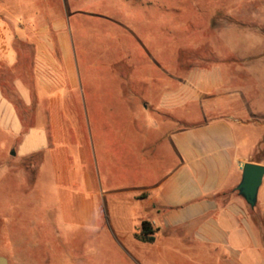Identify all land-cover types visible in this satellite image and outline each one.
<instances>
[{
  "label": "rangeland",
  "instance_id": "rangeland-1",
  "mask_svg": "<svg viewBox=\"0 0 264 264\" xmlns=\"http://www.w3.org/2000/svg\"><path fill=\"white\" fill-rule=\"evenodd\" d=\"M0 19L16 33L28 26L30 35L42 29L52 36L63 21L86 100L82 111L76 100L60 105L67 114L63 143L54 145L49 137L53 150L23 161L12 158L9 168L0 169V256L9 264H125L118 234L104 215L106 192H119V187L102 185L93 193L86 185L63 184L48 156L63 149L70 157L75 143L83 150V164L69 158L71 171L81 175L84 168L88 174L90 166H98L96 178L106 174L111 185L119 183L125 174L123 127L128 124L134 131L139 123L157 121L122 101L119 82L173 89L220 80L223 87L191 101L187 112H168L169 117L180 126L212 117L238 119L255 144L251 161L264 164V0H0ZM16 48L23 51V44ZM0 83L23 116L8 89L9 75L0 74ZM98 134L109 142L110 156L104 161ZM6 155L13 152L3 139L0 158ZM92 194L95 220L87 212L79 217L71 200L88 202Z\"/></svg>",
  "mask_w": 264,
  "mask_h": 264
},
{
  "label": "crops",
  "instance_id": "crops-1",
  "mask_svg": "<svg viewBox=\"0 0 264 264\" xmlns=\"http://www.w3.org/2000/svg\"><path fill=\"white\" fill-rule=\"evenodd\" d=\"M27 27L16 33L0 19V74L9 75L8 89L24 109L22 116L0 83V140H7L13 152L0 158V169L9 168L12 158L23 161L53 150L49 137L54 145L63 143L67 114L60 105L76 100L82 111L86 102L63 21L57 22L53 36L42 29L30 35ZM19 44L23 51L16 48ZM119 83L126 105L157 118L139 123L134 131L126 124L120 132L125 174L111 185L106 174L103 180L96 178L98 166H90L88 174L84 168L81 175L71 171L69 158L77 157L83 164V150L74 143L70 157L63 149L48 152L59 182L86 185L93 193L102 185L119 187V192H106L104 215L112 220L106 224L118 234L125 264H264V177L254 208L236 191L243 164L264 166L250 159L255 144L246 133L247 125L231 117H212L180 126L168 114L175 109L187 112L191 101L223 83L208 78L173 89ZM99 136L104 161L110 156L109 142ZM93 160L97 162L94 146ZM74 199L76 214L87 212L95 220L94 194L88 202ZM142 222L151 225V242L136 238Z\"/></svg>",
  "mask_w": 264,
  "mask_h": 264
},
{
  "label": "water",
  "instance_id": "water-1",
  "mask_svg": "<svg viewBox=\"0 0 264 264\" xmlns=\"http://www.w3.org/2000/svg\"><path fill=\"white\" fill-rule=\"evenodd\" d=\"M264 177V166L245 163L241 167V178L236 191L252 209L257 202L258 190ZM0 264H9L5 257L0 256Z\"/></svg>",
  "mask_w": 264,
  "mask_h": 264
},
{
  "label": "trees",
  "instance_id": "trees-1",
  "mask_svg": "<svg viewBox=\"0 0 264 264\" xmlns=\"http://www.w3.org/2000/svg\"><path fill=\"white\" fill-rule=\"evenodd\" d=\"M152 234H153V231H152L150 223L142 222L140 226V231L138 234H136V238L143 242H151Z\"/></svg>",
  "mask_w": 264,
  "mask_h": 264
}]
</instances>
